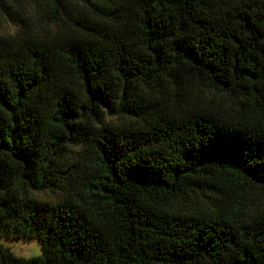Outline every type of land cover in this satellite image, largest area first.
Returning <instances> with one entry per match:
<instances>
[{"label":"trees","instance_id":"obj_1","mask_svg":"<svg viewBox=\"0 0 264 264\" xmlns=\"http://www.w3.org/2000/svg\"><path fill=\"white\" fill-rule=\"evenodd\" d=\"M0 264H264V0H0Z\"/></svg>","mask_w":264,"mask_h":264},{"label":"rangeland","instance_id":"obj_2","mask_svg":"<svg viewBox=\"0 0 264 264\" xmlns=\"http://www.w3.org/2000/svg\"><path fill=\"white\" fill-rule=\"evenodd\" d=\"M6 29L10 30L11 27L6 26ZM1 245L9 249L16 256L25 259L35 258L43 253L42 244L37 238L31 240L3 239Z\"/></svg>","mask_w":264,"mask_h":264}]
</instances>
